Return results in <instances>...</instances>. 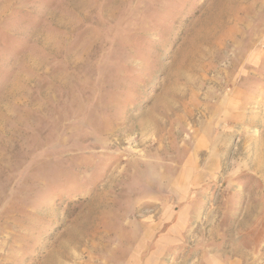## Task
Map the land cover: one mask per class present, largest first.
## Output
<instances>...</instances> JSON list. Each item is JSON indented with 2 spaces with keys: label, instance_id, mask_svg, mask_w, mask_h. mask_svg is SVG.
<instances>
[{
  "label": "rangeland",
  "instance_id": "rangeland-1",
  "mask_svg": "<svg viewBox=\"0 0 264 264\" xmlns=\"http://www.w3.org/2000/svg\"><path fill=\"white\" fill-rule=\"evenodd\" d=\"M0 264H264V0H0Z\"/></svg>",
  "mask_w": 264,
  "mask_h": 264
}]
</instances>
